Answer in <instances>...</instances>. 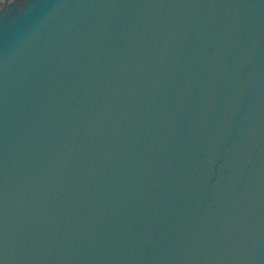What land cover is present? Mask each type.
Returning a JSON list of instances; mask_svg holds the SVG:
<instances>
[{
    "label": "water",
    "instance_id": "1",
    "mask_svg": "<svg viewBox=\"0 0 264 264\" xmlns=\"http://www.w3.org/2000/svg\"><path fill=\"white\" fill-rule=\"evenodd\" d=\"M0 264H264V0H0Z\"/></svg>",
    "mask_w": 264,
    "mask_h": 264
}]
</instances>
